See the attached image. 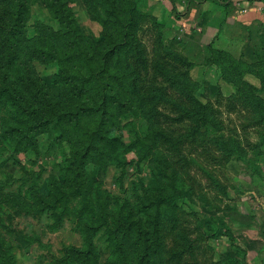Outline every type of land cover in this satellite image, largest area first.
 <instances>
[{
  "label": "rangeland",
  "instance_id": "374dc122",
  "mask_svg": "<svg viewBox=\"0 0 264 264\" xmlns=\"http://www.w3.org/2000/svg\"><path fill=\"white\" fill-rule=\"evenodd\" d=\"M128 1L59 0L54 4L56 0H27L29 11L21 26L15 55L9 56L6 51L0 57V87L13 94L8 98L11 106L23 103V97L32 98L26 91L28 87L36 91L34 84L65 106L70 94L56 77L59 63L63 62L53 61L49 56L50 48L65 46V59L72 57L68 62H78L86 69L84 72L93 67L98 74L103 72L108 53H116L107 61L115 76L107 80L112 81L118 98H109V103L118 100L117 108L124 105L126 112L124 116L117 114L115 120L110 117L107 129L118 143L120 157L124 161H136L127 165L122 173V168L109 164L103 154L96 160L92 158L86 169L93 190L106 191L113 198L110 209L120 210L125 215V204L134 202L137 195L144 192L143 187L156 189L157 180L163 184L175 176L192 191V198L181 203L180 219L182 227H186L194 256L185 255L179 264H252L247 248H258L257 241L252 242L260 240L258 236L261 237L264 227L261 217L264 214V122L261 123V113L254 104L238 94L237 86L224 80L220 68L208 60L211 56L209 45L241 60L254 58L250 52L261 50L264 26L258 19L244 26L234 22L232 16L261 6L262 0H133V9ZM132 13L137 17L135 32L126 42L122 25ZM65 15L71 19L75 39L73 34L57 39L42 27L47 26L49 31L61 30L66 24L61 23ZM244 38L247 42L250 39L251 51H247L249 43L243 44ZM13 42L0 47L9 48ZM41 45L46 47V52L40 50ZM180 56L185 57L187 64L179 59ZM244 79L250 86L261 88L257 76L246 74ZM160 86L165 88L169 98L160 103L155 98L152 103H156L163 115L153 113L149 116V104L141 107L142 95ZM7 94L3 101L8 100ZM149 95L155 93L151 90ZM190 95L212 106L208 111L204 109L211 114L212 123L207 125L209 132L198 133L193 142L182 146L181 152L158 146L150 157L138 161L136 152L128 148L138 133L143 136L153 127H170L167 132L173 135L190 132L189 121L167 122V115H175V102L193 106ZM255 95L264 98V91ZM11 118L0 109V205L1 211L8 213L2 214L4 225L0 234L12 246L16 264H51L55 257L62 256L63 247L81 245V236L73 231V224L67 219L62 228L51 230L48 226L53 223L51 209L38 217L32 216L17 208L22 205L12 206V198L22 196L21 200L30 203L26 196L31 193L29 188H38V196L46 197L49 183L52 184L51 199L59 197L57 185L60 182L57 180L62 181L63 177L61 155L64 152L70 160L74 159L72 148L77 146L64 141L61 150L54 148L49 145L50 133L40 132L35 135V146L30 150L12 152L3 138L7 123L14 125ZM67 126L66 134L71 139L83 136L82 131ZM56 133L60 135L61 132L56 129ZM219 140L223 142L222 148L217 143ZM106 143L101 141L102 145ZM224 143L237 145L241 155L226 149ZM157 153L164 162L156 158ZM65 189L75 196L69 197L70 206L82 201L81 195L71 188ZM167 239L168 246H173L170 237ZM96 242L101 253L98 264H103L106 254L103 232L98 234ZM168 257L166 255V260Z\"/></svg>",
  "mask_w": 264,
  "mask_h": 264
},
{
  "label": "trees",
  "instance_id": "16d2710c",
  "mask_svg": "<svg viewBox=\"0 0 264 264\" xmlns=\"http://www.w3.org/2000/svg\"><path fill=\"white\" fill-rule=\"evenodd\" d=\"M26 2L27 0H0V45L6 46L12 40L15 43L9 44V48L0 47V57L6 51L10 53L9 56L15 55L17 42L21 39L19 35L22 34L21 26L24 23L25 14L29 11ZM57 2L59 0H56L54 4ZM128 3L130 8L133 9L134 1L130 0ZM136 19L137 17L132 13L131 17L122 25L126 42L128 37L133 38ZM62 22L66 23L65 27L58 31H49L45 25H42V27L57 39L62 40L63 37H71L75 30L71 25L69 15L62 17ZM35 25L36 23H34ZM73 36L75 39V34ZM262 37L261 50L255 51V58L252 61L235 58L229 52L215 49L211 45H209L211 56L208 60L210 64L220 68L224 80L237 86L236 92L238 94L254 104L255 108L261 113V123L264 122V98L261 96L260 99L255 94L258 91H264V29ZM64 47L59 45L50 48L52 52L49 53V56L56 63H59L58 61L63 62V64L59 63V73L56 77L59 83L63 82L65 84V91L70 94L67 105H59L58 101L50 97L47 92L42 91L37 84H34L36 91L31 90V87H28L26 91L27 94L33 96L32 98L23 97V103L19 102L17 105L11 106L8 98L13 94L9 89L5 91L3 86L0 87V109L5 110L12 117L14 123V125L7 123L8 126L3 130V138L12 147V152L30 150L35 146V135L40 134V132L50 133L49 145L54 146V148L61 150L64 141H67V143L74 142L77 146L72 148L75 153L74 159L70 160V157L64 152L61 155L63 157V177L62 181L56 179L60 182L57 185L61 193L59 197L51 199L53 192L51 191L52 184L49 183L48 196H38V188H29L31 193H26V196L31 202H25L21 200L22 196H17L12 198L14 202L12 206L22 205L17 208H22L21 210H24L27 214L37 217L46 209H51L53 215L50 217L53 223L48 225L51 230L62 228L65 219L72 222L73 231L81 236L82 243L81 245L72 244L63 247L62 256L55 257V261H52L51 264L100 263L101 253L96 242L100 232H103L106 237V254L103 264H179L185 255L194 256L191 252V242L186 234V227H182L180 219L181 203L192 198V191L179 183L177 177L171 176L168 182L163 184L157 180L156 189L153 186L143 187L144 192L138 194L134 202L125 204L127 211L125 215L120 210L114 212L112 207L110 209L113 198L106 191L93 190L86 169L92 158L96 160L95 158H100L103 154V158L107 159L109 164L121 167L122 173H124L123 170L127 165L134 164L136 161H124L120 157L118 143L114 142L107 129L108 124L111 122L110 117L115 120L117 114L124 116L126 112L124 111V105H119L117 108L115 103L118 100L109 103V98H118L117 93L113 91V86H111L112 81L107 80L115 76L111 63L110 68L112 71L109 70L107 61L109 57L114 56L116 53H108L104 60L103 72L98 74L93 67L88 68V72H84L85 68L78 62H68L72 61V57L65 59ZM80 48L78 50L84 52ZM40 50L46 52V47L42 46ZM179 59L187 64L185 57L180 56ZM246 74L257 76L261 81V88L250 86L244 79ZM151 90L155 93L154 96L149 95ZM5 93H8L6 96L8 100L3 101ZM166 94L167 91L162 86L149 89L142 95L141 107L144 108L146 104H149V111L151 110L149 116L153 113L158 116L163 115L156 103H152V100L158 98L160 103L169 98ZM190 99L193 103L192 107L175 102V115H167V122L181 124L189 121L190 132L186 135H173L167 132L170 127H153L143 136L138 133L133 141L128 144V148L138 155V161L150 157L155 147L158 146H165L176 152H181L182 146L193 142L198 133L205 134L209 132L207 125L212 122L211 114L207 112V109L212 106L201 103L191 95ZM168 101L171 102L172 100ZM151 119H154V117ZM67 125H71L72 129L77 132L82 131L83 136L71 139V136L66 134ZM56 129L61 132L60 135L56 133ZM101 141H107V143L102 145ZM217 143L221 144V148L223 147L222 140L217 141ZM224 146L226 149L238 152L241 155L237 145L224 143ZM156 158L163 161L160 153H157ZM190 164H192V161ZM23 182L26 183L27 180L23 179ZM215 182L221 190H224L218 181ZM65 187L71 188L75 194L81 195L82 201H79L76 206H70L68 204L69 197L73 198L74 194L69 193L70 191L66 190ZM115 202L120 204V202ZM1 210L2 206L0 205ZM1 212L0 229H3L2 214L8 215V213ZM188 233H190L189 229ZM167 237H170L173 246H168ZM166 255L169 256L168 260L165 258ZM0 264H16L12 246L8 243L6 237L1 234Z\"/></svg>",
  "mask_w": 264,
  "mask_h": 264
},
{
  "label": "crops",
  "instance_id": "0c3cea01",
  "mask_svg": "<svg viewBox=\"0 0 264 264\" xmlns=\"http://www.w3.org/2000/svg\"><path fill=\"white\" fill-rule=\"evenodd\" d=\"M230 18L231 17H229L228 19L230 20ZM232 18L234 19V22H239L244 26L251 25L253 21L258 19L261 21L262 25L264 26V0L261 1V6L260 5H258L257 7L254 6L251 9L246 10V12H241V13L239 12V14L238 13L235 14L234 16H232ZM242 42H243V44L249 43V47H248L247 51L252 50L253 45L251 44L250 39L247 42V39L244 38V40ZM244 52H246V51H244ZM250 53H253L255 55V52H250ZM254 58H255V56H254ZM248 59L252 60L253 58L248 57ZM261 217H263L262 219L264 220V214ZM258 238H260V240L257 239V240H253V242H252V243H255V241H257V245H258L257 249L256 248L252 249V247L247 248L248 258L251 259L252 264H264V227H263V229H261V237L258 236ZM253 245L254 244H252V246ZM251 252H254V254L251 255Z\"/></svg>",
  "mask_w": 264,
  "mask_h": 264
}]
</instances>
